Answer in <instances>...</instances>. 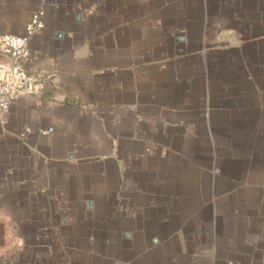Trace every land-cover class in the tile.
Segmentation results:
<instances>
[{
    "label": "crops",
    "instance_id": "obj_1",
    "mask_svg": "<svg viewBox=\"0 0 264 264\" xmlns=\"http://www.w3.org/2000/svg\"><path fill=\"white\" fill-rule=\"evenodd\" d=\"M41 10L0 264H264V0H0V34Z\"/></svg>",
    "mask_w": 264,
    "mask_h": 264
},
{
    "label": "built area",
    "instance_id": "obj_2",
    "mask_svg": "<svg viewBox=\"0 0 264 264\" xmlns=\"http://www.w3.org/2000/svg\"><path fill=\"white\" fill-rule=\"evenodd\" d=\"M44 27V12L41 10L35 12L29 19L24 35L0 34V49L9 61L5 78L0 81V112L3 114L10 107L12 91L28 92L36 85V79L24 70L23 63L29 58L32 37L41 33Z\"/></svg>",
    "mask_w": 264,
    "mask_h": 264
}]
</instances>
